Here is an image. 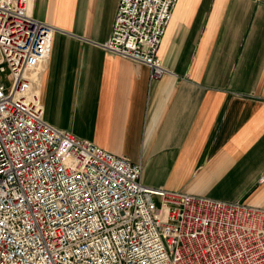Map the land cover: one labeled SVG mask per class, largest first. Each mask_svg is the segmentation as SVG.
Returning <instances> with one entry per match:
<instances>
[{
  "label": "built area",
  "instance_id": "2783aa9c",
  "mask_svg": "<svg viewBox=\"0 0 264 264\" xmlns=\"http://www.w3.org/2000/svg\"><path fill=\"white\" fill-rule=\"evenodd\" d=\"M178 1L119 0L102 48L171 73ZM30 2L0 0V264H264V208L146 185L142 164L46 121L56 28Z\"/></svg>",
  "mask_w": 264,
  "mask_h": 264
},
{
  "label": "crops",
  "instance_id": "0c3cea01",
  "mask_svg": "<svg viewBox=\"0 0 264 264\" xmlns=\"http://www.w3.org/2000/svg\"><path fill=\"white\" fill-rule=\"evenodd\" d=\"M118 2L31 0L56 28L46 121L142 164L146 185L264 208V0H179L156 80L101 46Z\"/></svg>",
  "mask_w": 264,
  "mask_h": 264
},
{
  "label": "bare ground",
  "instance_id": "6f19581e",
  "mask_svg": "<svg viewBox=\"0 0 264 264\" xmlns=\"http://www.w3.org/2000/svg\"><path fill=\"white\" fill-rule=\"evenodd\" d=\"M48 61V60H47ZM47 61H45L44 63H47ZM44 63H42V66L44 65ZM40 68H41V66H40ZM40 68H39V70H40ZM42 70H40V72H41Z\"/></svg>",
  "mask_w": 264,
  "mask_h": 264
}]
</instances>
